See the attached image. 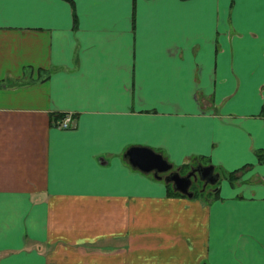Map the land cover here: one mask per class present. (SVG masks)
I'll use <instances>...</instances> for the list:
<instances>
[{"label": "crops", "instance_id": "crops-1", "mask_svg": "<svg viewBox=\"0 0 264 264\" xmlns=\"http://www.w3.org/2000/svg\"><path fill=\"white\" fill-rule=\"evenodd\" d=\"M0 264H264V0H0Z\"/></svg>", "mask_w": 264, "mask_h": 264}, {"label": "water", "instance_id": "water-1", "mask_svg": "<svg viewBox=\"0 0 264 264\" xmlns=\"http://www.w3.org/2000/svg\"><path fill=\"white\" fill-rule=\"evenodd\" d=\"M128 162L142 171H153L157 177H163L165 181H170L174 189L191 194L188 187L192 181L200 178L203 185L213 184L219 177V172H215L213 164H198L190 167L185 173H181L180 166L172 167V163L159 152L149 147L131 146L125 153ZM163 173V174H162Z\"/></svg>", "mask_w": 264, "mask_h": 264}, {"label": "rangeland", "instance_id": "rangeland-1", "mask_svg": "<svg viewBox=\"0 0 264 264\" xmlns=\"http://www.w3.org/2000/svg\"><path fill=\"white\" fill-rule=\"evenodd\" d=\"M209 186H211L210 183H207V185H203V181L198 178L197 180L193 181V184L191 185L190 189L200 192V190H203L204 188H207Z\"/></svg>", "mask_w": 264, "mask_h": 264}, {"label": "built area", "instance_id": "built-area-1", "mask_svg": "<svg viewBox=\"0 0 264 264\" xmlns=\"http://www.w3.org/2000/svg\"><path fill=\"white\" fill-rule=\"evenodd\" d=\"M56 123L60 126L66 127L69 125L70 123V115L69 114H65L62 118L57 119Z\"/></svg>", "mask_w": 264, "mask_h": 264}]
</instances>
